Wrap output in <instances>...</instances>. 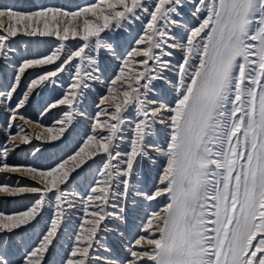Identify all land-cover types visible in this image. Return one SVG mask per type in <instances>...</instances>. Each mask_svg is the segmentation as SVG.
I'll list each match as a JSON object with an SVG mask.
<instances>
[{"label":"snow or ice","instance_id":"snow-or-ice-1","mask_svg":"<svg viewBox=\"0 0 264 264\" xmlns=\"http://www.w3.org/2000/svg\"><path fill=\"white\" fill-rule=\"evenodd\" d=\"M17 37L54 43L18 57ZM0 78V174L17 177L0 183V202L28 200L0 209V264H49L77 212L62 264H264V0L0 7ZM96 86L103 91L88 112ZM50 87L62 89L44 108L57 110L58 127L29 132L22 110ZM81 117L89 131L66 159L9 163L34 140L58 147ZM90 161L98 167L77 198L69 185ZM146 167L151 187L142 186ZM49 210L17 257L16 238Z\"/></svg>","mask_w":264,"mask_h":264},{"label":"rangeland","instance_id":"rangeland-1","mask_svg":"<svg viewBox=\"0 0 264 264\" xmlns=\"http://www.w3.org/2000/svg\"><path fill=\"white\" fill-rule=\"evenodd\" d=\"M61 2V3H60ZM94 2V0H0V7H15L17 9L21 10H27L31 8L33 5H40V4H47V5H55V6H62L68 9H76L78 6H83L89 3ZM72 5V6H71ZM71 6V7H69ZM5 23L7 21L5 20ZM131 35H135V32H133ZM54 43L53 41H48L47 39L37 40V39H28L23 37H17L15 42V47H17L18 57H31L36 56L39 54H44L49 50L50 45ZM74 43V42H73ZM178 53V52H177ZM174 55V61L180 60V55L178 54ZM115 64L118 62H114ZM111 70V69H109ZM10 76V74H9ZM6 80L3 78H0V89L3 88L4 83ZM2 87V88H1ZM62 89L57 87L55 90H53L51 87L45 91L42 92L41 95H36L32 98L30 104L26 108V112L24 113L26 119L32 121V123H38L39 121V115H41L42 112H44V108L46 105L57 98L61 94ZM103 91V88L100 86L94 87L90 100L86 101L87 104V111L88 112H94L93 108L95 107L94 103L92 101H98L99 99V93ZM159 94L161 98L165 100H170L172 98V91L170 86L168 85H160V91ZM167 98V99H166ZM38 102V105L36 104ZM35 106V107H34ZM32 109V114H27L28 110ZM50 115V122L45 123V127H53L56 126L52 125L56 119H57V110H53L51 113H47V116ZM52 115V116H51ZM52 119V120H51ZM83 122V123H82ZM23 123V122H22ZM90 124V119L81 117L80 122L76 124L75 130L72 132L71 136L68 137V139L61 143L59 141L54 142L58 144V147H51L50 145H44L40 144L38 140L33 141L32 145H27L25 147L24 154H21L19 156V153L14 154L13 158L18 160V162H10V164H23L22 160H26L28 163H24L23 165H30L29 162H31L32 158H30L33 150V146L40 145L41 152L38 153L36 158L34 159V164L41 163L40 168H47L49 166H54L55 163L59 162L62 159H66L69 155L73 154L75 150L78 149V147L82 144V141L84 139V134L89 131L88 125ZM31 126V127H30ZM29 129V131H32V133H35V130H32L31 124H26L25 129ZM25 157H24V156ZM40 155V156H39ZM42 155V156H41ZM39 156V157H38ZM39 159H38V158ZM45 157V158H44ZM42 158V159H41ZM31 159V160H30ZM52 159V160H51ZM99 159V158H97ZM30 160V161H29ZM37 160V161H36ZM46 161V163H45ZM92 164V162H89ZM43 164V165H42ZM98 167V164H92L91 169L88 168V166H85V170L80 172V175L77 177V179L69 185L70 191L74 192L76 194V197L78 198L80 195H84L86 192V189L88 187L89 182L92 180V174L95 172L96 168ZM151 170L150 167H146L145 171ZM151 173V172H147ZM1 180L0 183L4 182L2 180H7V178H11V182L9 184L13 183V181L17 178L15 174H1ZM75 175V174H74ZM148 175V174H147ZM22 184L31 183V181L28 180H22ZM76 188V189H75ZM78 188V189H77ZM82 188V189H81ZM79 193V194H78ZM28 203V200L21 197V198H9L8 200L0 202V209H7L9 211L17 209L22 207L24 204ZM51 215V211H46L44 213V221L41 223V225H38L37 228L34 231H30L29 233L24 234L22 237H17V243H21V247L15 251V255L17 257L24 254L29 247L33 245V241L36 240L37 236L40 233V229L44 226V224L47 222L48 218ZM79 215V213H74L71 216V223L67 228L64 229L65 236L61 240V244L57 246L56 253L52 254L49 259V264H62V259L64 256L65 251L68 248V233H71L73 227L75 226L77 222V218L75 217ZM113 245H116L115 241H111ZM63 246V247H62Z\"/></svg>","mask_w":264,"mask_h":264},{"label":"bare ground","instance_id":"bare-ground-1","mask_svg":"<svg viewBox=\"0 0 264 264\" xmlns=\"http://www.w3.org/2000/svg\"><path fill=\"white\" fill-rule=\"evenodd\" d=\"M61 3V2H60ZM37 5V4H36ZM39 5V4H38ZM72 6V5H71ZM71 6H69V7H71ZM178 54V53H177ZM114 62H118V61H111V65L112 66H114L115 65V63ZM4 80V79H3ZM2 88V87H1ZM3 89V88H2ZM2 89H0V90H2ZM163 99V98H162ZM167 99V98H166ZM98 100V99H97ZM165 100V99H164ZM37 105H38V102L36 103ZM35 107V106H34ZM93 110L95 111V107L93 108ZM24 113L26 112V109H24V110H22ZM27 114H32V109L30 110H28L27 111ZM52 116V115H51ZM50 115L49 116H47V114H44V112H42L41 113V115H39V121H38V123L41 125V128H36L35 127V125L37 124V123H32L31 125H32V130H35L36 132L35 133H37V132H40V131H42V129H43V127H45V123H49L50 122ZM52 120V119H51ZM20 123H22V122H20ZM83 123V122H82ZM5 124H6V121H5V118H4V115L3 114H0V145H3L4 143H5V134H4V127H5ZM56 123L54 122L52 125H55ZM26 126V124L24 125V127ZM31 127V126H30ZM52 127V126H51ZM53 127H58V125H56V126H53ZM88 129H89V125H88ZM27 131H29V129H28V127H27V129H26ZM29 132H32V131H29ZM34 141H36V140H34ZM39 141V140H38ZM40 142V144H42V142L41 141H39ZM35 146H37V147H40V145H35ZM25 147L26 146H22L21 147V149H18L15 153H13V154H11V156L9 157V163L11 162H18V160H16V158L14 159L13 158V156H14V154H16V153H19V156L21 155V154H24V152H25ZM38 154V153H37ZM36 154V155H37ZM24 156V155H23ZM40 156V155H39ZM38 156V157H39ZM42 156V155H41ZM25 157V156H24ZM37 157V158H38ZM30 158H32V160H31V162H29L30 163V165L31 166H40L41 165V163H39V164H37V163H35L34 164V159L36 158V156H34V155H32ZM45 158V157H44ZM39 159V158H38ZM42 159V158H41ZM29 160V161H30ZM52 160V159H51ZM37 161V160H36ZM22 162H23V164L25 163H28V162H26V160H22ZM45 163H46V161H45ZM19 164V163H18ZM43 165V164H42ZM147 172H151L150 174L149 173H147ZM148 174V175H147ZM1 174H0V178H1ZM154 176H155V173H154V171H152V170H147V171H145L144 172V175H143V177H142V179H143V182H144V184L142 185V186H147V187H151V185H152V181H153V178H154ZM1 180V179H0ZM2 181H4V182H2V183H9V182H11V178H7V180H2ZM76 189V188H75ZM78 189V188H77ZM82 189V188H81ZM75 192V191H74ZM73 192V193H74ZM79 194V193H78ZM81 196V195H80ZM8 200V199H7ZM78 213V212H77ZM142 214V213H141ZM75 217H78V215L77 216H75ZM129 217H130V223H132V222H134V223H136V224H139L141 221H140V219L139 218H137V216H136V214H134V213H129ZM134 231V230H133ZM66 239H68V238H66ZM67 244H68V242H66ZM63 247V246H62Z\"/></svg>","mask_w":264,"mask_h":264}]
</instances>
